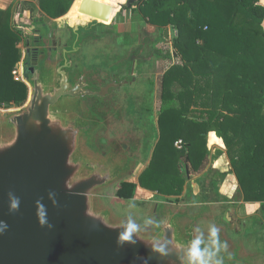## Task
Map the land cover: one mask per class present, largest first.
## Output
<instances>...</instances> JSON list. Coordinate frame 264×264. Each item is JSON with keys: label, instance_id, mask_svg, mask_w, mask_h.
I'll return each mask as SVG.
<instances>
[{"label": "water", "instance_id": "water-1", "mask_svg": "<svg viewBox=\"0 0 264 264\" xmlns=\"http://www.w3.org/2000/svg\"><path fill=\"white\" fill-rule=\"evenodd\" d=\"M79 12L89 19L73 26V39L63 44L55 72L42 60L25 66L27 106L5 119L0 117V264H186L183 258L194 238L198 216L185 219L170 206L152 232L140 226L138 243L120 246L121 225L129 218L111 223L112 211L95 199L101 185L132 173L137 155L132 149L125 156L124 142L113 137L104 140L105 153L85 146L86 136L108 128V118H92L81 105L66 109L59 104L62 97L100 91L94 89L101 83L86 80L92 78V72L82 73L78 68L72 73L69 56L81 51L82 28L88 30L108 21L112 8L82 0ZM165 34L168 36V30ZM117 81L105 90L117 87ZM94 138L96 144L97 136ZM87 147L97 148L98 153L91 154ZM13 198H19L18 210H10ZM37 201L44 209H39ZM44 210L47 223L42 226L38 211ZM220 238L229 245L221 231ZM152 241L165 244L168 255L153 252ZM229 252L233 259H245L238 249Z\"/></svg>", "mask_w": 264, "mask_h": 264}, {"label": "trees", "instance_id": "trees-1", "mask_svg": "<svg viewBox=\"0 0 264 264\" xmlns=\"http://www.w3.org/2000/svg\"><path fill=\"white\" fill-rule=\"evenodd\" d=\"M69 1L39 4L58 18L67 12ZM132 9L160 30L168 26L176 30L172 43L181 59L163 74L160 137L139 185L169 197L182 195L186 172H200L206 166L207 134L216 130L244 199L264 201V3L136 0ZM22 33L12 24L11 8L0 9V106L20 104L28 97V86L14 74L21 60ZM175 86L180 88L176 92ZM199 107L204 109L198 111ZM229 129L235 133L233 140L227 139ZM177 140H182L181 153ZM124 185L129 189L119 195L133 198L136 183Z\"/></svg>", "mask_w": 264, "mask_h": 264}, {"label": "rangeland", "instance_id": "rangeland-1", "mask_svg": "<svg viewBox=\"0 0 264 264\" xmlns=\"http://www.w3.org/2000/svg\"><path fill=\"white\" fill-rule=\"evenodd\" d=\"M76 6L77 4L74 5L73 12L71 13L72 15L70 16H73L77 8ZM70 16H66L58 21L55 26H44L42 22L39 23L37 25L40 35L39 43L33 42L34 36L28 32V30H30V23L27 24V31L24 32L25 34H22V40L18 43L21 60L17 63L14 72L16 79L24 81L27 85V77L22 75L23 63L26 50L32 48L37 49L38 57L36 60H42V64L54 69L55 72L54 67L61 58L63 44L73 39V26L84 22V20L81 21V19L73 22ZM18 22L19 20H16L15 24L13 23L14 26H19L21 22ZM144 24L145 22L142 21L141 29L139 26L138 29L132 27L130 33L126 32V30L123 32L119 31V28L115 27V25L112 26L111 23L107 25L97 24L88 30L82 28L80 37H84V41L81 51L76 54H70L69 56L72 61V73L78 68L82 70V73L92 72L90 76L92 78L86 79L87 82L91 83L90 81H96L104 84L102 87L101 84H98L99 87L94 89H100L97 94L81 95L77 98L72 96L62 97L59 103L66 109L72 107L74 104L75 109L78 108L79 105L82 107L84 106L92 115V118H99L100 120L102 118H108V121H105V123L109 122L107 124L108 128L104 125L107 129H98L93 135H89V137L86 136L84 139L85 146L91 148L97 147L100 149L101 153H105L108 147L103 142L113 137L120 143L124 142V149L127 150L124 153L125 156H129L131 150L135 149L136 158L139 161L136 162V165L138 164L137 169L134 167L132 168V173L128 176L119 177L106 186L101 185L102 188L100 186L101 189L98 191L99 196L97 198L94 197L96 201L99 200L103 207L109 209V213L112 211L113 216H111V223L122 218H131L140 224L141 227L145 226L146 218H152L153 216V214L148 216L147 212L151 214V200L153 201L154 198L145 195L129 198L119 195L118 192L128 191L129 186L124 185V183L131 182L129 181V176L141 172V170L143 171L149 165L153 157L155 146L160 137L158 118L163 103L160 97L162 77L166 69L172 67L173 62L181 64L180 56L176 54V49L172 43L176 36L173 27H171L172 34L169 35V38H166L163 35V32L166 30L165 28L159 31L157 30V33L154 34L152 31L151 33L146 31L147 26ZM132 53L137 55L135 79L130 80L127 76H124L122 79L125 81L122 83H120V81H117L118 83L115 82L119 84L117 87L110 86L105 90L106 85H111L117 78H120L119 76L121 74H129L127 73V69ZM27 66H30V62ZM132 77L133 76L130 78ZM112 78L113 80L107 82ZM179 89V87L176 88L175 86L173 90L176 92V90ZM115 99H119V102H115ZM26 106L27 100L20 104H4L0 106V117L5 119L17 110L24 109ZM201 108L202 107H199L198 111L204 109ZM198 114H202L205 117L207 116L205 112H198ZM227 131V139L229 140L231 137L233 140V138H235V133L232 129ZM94 136H97L96 144ZM221 138L223 146L227 150L223 137L221 136ZM177 146L178 151L181 153V146ZM82 147L83 144H81V148ZM97 148L88 150L91 154H97ZM208 157L210 158H207L206 166L202 171H189L188 174L186 172V182L189 185L188 195H185V192H183V194L178 197L170 196L171 198L169 201L175 199L176 202L184 204L186 201L191 200L202 202L208 199H219L218 201H220V198L223 199V197L215 194L218 192L219 188L218 179L213 178L217 172L216 167L212 164L216 157L210 153ZM193 191H196V195H193L195 194ZM163 200H168V198H163ZM182 200L185 202L182 203ZM222 202L216 205L217 211L220 212L219 218L217 216L215 219H211V215H209L208 211V213H206L207 217L205 219H199L197 226L206 230L209 223H215L218 227L222 226L223 224H221V222H224L227 214H230L228 209L230 205L226 204V202L222 204ZM206 207L207 206L203 205L200 210L203 211ZM231 207L233 208L235 206L231 205ZM240 231L244 230L242 229ZM239 235L240 233L237 231L236 236H233L238 237Z\"/></svg>", "mask_w": 264, "mask_h": 264}, {"label": "crops", "instance_id": "crops-1", "mask_svg": "<svg viewBox=\"0 0 264 264\" xmlns=\"http://www.w3.org/2000/svg\"><path fill=\"white\" fill-rule=\"evenodd\" d=\"M39 1L40 0H0V9L5 10L7 8H11L12 24H15V21L19 20L18 23H21L19 24V26H17V28L21 29L23 33L27 31L26 26L28 23H30V29L34 30V32H39V29L37 27L39 23L42 22V25L44 26H55L58 21L62 20L66 16L72 15L71 13L73 12L74 5L78 3L79 6V4L81 5L82 3V0L69 1L67 12L58 18H53L50 17L40 7ZM93 1H97L104 5L110 6L113 11L109 20L106 22H99V25H107L111 23L112 26L115 25V27H118L119 31L123 32L126 30V32L130 33L132 27L138 29L139 26V28L141 29V24L143 21L145 22L144 25L147 26L146 31H148L149 33H151L152 31V33L156 34V31L160 30L158 26L149 24L145 17L139 12V10L132 9V6L136 0L132 2L130 7L127 6L129 0H120L118 2L113 0ZM261 1L264 3V0ZM121 6L124 8L122 9V11L120 10ZM165 29L168 30V36H166L165 32L164 36L166 38H169V35L172 34L171 26H168ZM174 32H176V30ZM131 56L132 54L130 55V57ZM174 63L175 62H173V64ZM207 146L209 153L213 154L216 157L214 159V163H212L217 170L213 178L218 179L219 187L218 192H216L215 194L217 196L223 197V199L220 198V201H218L219 199H208L202 202H197L195 200L185 202L182 200V203L185 202L184 204L176 202L175 199L169 201L171 197L158 194L155 191L149 190L139 185L138 179L140 174L143 172L142 170L141 172H138L136 174L134 173L133 175L129 176V181L136 183L134 196L138 197V195H145L147 197L151 196L154 198L153 201L151 200V214L147 212V215L151 216L153 214L152 218L157 221L158 224L163 219L164 215L167 214L170 206H175L176 212L180 213L181 216H185V219H192L194 218V215L198 216H195L197 219V226L199 219H205L207 217L206 213H208V211L209 215H211V219H215L217 216L219 218L220 212L217 211L216 205L222 201L226 202V204L230 205L228 206L230 214H227L224 222H221V224L223 225L219 226V228L221 229L222 235L230 241L228 251L232 249H238L239 252L243 254L245 259H229L226 256L225 264H264V201H247L244 199L243 191L241 190L238 179L233 172L229 157L227 155V150L223 146L221 134L219 131L212 130L208 132ZM137 162L139 161L137 160ZM137 167L138 164L136 165V169ZM188 186L189 185L187 183L184 190L185 195H188L189 193ZM193 193V195H196V191H193ZM163 198H168V200H163ZM224 202H222V204ZM203 205L207 206L208 209L206 207L203 209V211H201L200 208L203 207ZM231 205H234L235 207L232 208ZM189 208H191L192 210L188 215L186 212ZM144 225L145 226L143 228L145 232H152L156 227L155 225ZM242 229L244 231H240ZM203 230L207 235V230ZM237 231L240 233V235L238 237H235Z\"/></svg>", "mask_w": 264, "mask_h": 264}, {"label": "clouds", "instance_id": "clouds-1", "mask_svg": "<svg viewBox=\"0 0 264 264\" xmlns=\"http://www.w3.org/2000/svg\"><path fill=\"white\" fill-rule=\"evenodd\" d=\"M19 203V198H13L10 210H18ZM54 203L56 202L54 201ZM37 204L39 209H44V205L39 201H37ZM38 217L42 226L47 223L45 218L46 210L38 211ZM145 224L147 226H159L158 222L153 218H146ZM4 227L6 228L7 225L4 224ZM49 227H51V225H49ZM121 228L123 230L120 231L118 235V245L123 246L126 242L133 245L138 243L137 237L139 238V233L141 232L140 224L129 218L122 223ZM220 231L221 229L215 223H209L207 236H205V232L202 228L199 226L194 227V238L188 243L187 252L183 258L186 264H225L224 254H227V257L231 259L233 254L228 251V243L221 240ZM145 243L148 244L149 242L145 241ZM150 246L153 252H157L162 256L168 255L165 244L152 241Z\"/></svg>", "mask_w": 264, "mask_h": 264}, {"label": "flooded vegetation", "instance_id": "flooded-vegetation-1", "mask_svg": "<svg viewBox=\"0 0 264 264\" xmlns=\"http://www.w3.org/2000/svg\"><path fill=\"white\" fill-rule=\"evenodd\" d=\"M113 1H116V2H118V1H120V0H113ZM79 6H80V4H79ZM79 6H78V3H77V8H76V10H75V12H74V14H73V16H70V18H71V20L73 21V22H76L78 19H81V21L82 20H84V21H86V20H88L89 19V17L87 16V15H85V14H83V13H80L79 12ZM115 6H116V3H115ZM113 12V11H112ZM28 32L29 33H33V36H34V38H33V42L34 43H39L40 42V35H39V32H34V30H32V29H30V30H28ZM37 49L36 48H32V49H30V50H26V56H25V59H24V67L25 66H27V64L30 62V64L33 62V60H36L37 59ZM24 67H23V71H24ZM136 67H137V57L135 58V56H134V54L132 53V56L130 57V60H129V65H128V69H127V73H129L128 75H120L119 77L120 78H117V79H122L124 76H127L128 78H130L131 76H133L132 77V79H130V80H134L135 79V69H136ZM22 75L24 76H26V74L24 73V72H22ZM111 80H113V78L112 79H110V80H108L107 82H110ZM117 81V80H116ZM119 81V80H118ZM124 84H127V83H124ZM129 84V83H128ZM123 85V84H122ZM123 88V87H122ZM100 90V89H99ZM115 102H119V99L117 100V99H115L114 100ZM114 102V103H115Z\"/></svg>", "mask_w": 264, "mask_h": 264}, {"label": "built area", "instance_id": "built-area-1", "mask_svg": "<svg viewBox=\"0 0 264 264\" xmlns=\"http://www.w3.org/2000/svg\"><path fill=\"white\" fill-rule=\"evenodd\" d=\"M176 145H180L181 146L182 145V141L181 140L180 141H177L176 142Z\"/></svg>", "mask_w": 264, "mask_h": 264}]
</instances>
